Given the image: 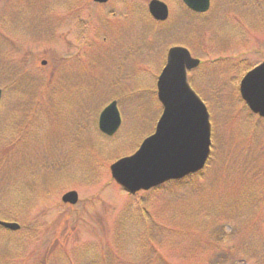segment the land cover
Instances as JSON below:
<instances>
[{
	"label": "rangeland",
	"instance_id": "rangeland-1",
	"mask_svg": "<svg viewBox=\"0 0 264 264\" xmlns=\"http://www.w3.org/2000/svg\"><path fill=\"white\" fill-rule=\"evenodd\" d=\"M122 1L132 0L0 6V220L28 225L0 229V264H264V121L239 94L264 61V0H211L203 15L161 0L164 23L151 0ZM175 46L202 62L189 81L212 113L215 154L192 181L129 207L111 165L155 132L157 81ZM113 101L122 125L108 138L98 122ZM71 191L79 202L64 207ZM218 223L233 236L215 237Z\"/></svg>",
	"mask_w": 264,
	"mask_h": 264
},
{
	"label": "water",
	"instance_id": "water-1",
	"mask_svg": "<svg viewBox=\"0 0 264 264\" xmlns=\"http://www.w3.org/2000/svg\"><path fill=\"white\" fill-rule=\"evenodd\" d=\"M106 3L109 0H94ZM191 11L203 14L210 9L211 0H183ZM150 14L157 21L169 17L168 6L153 0ZM46 64V63H44ZM200 65L183 47L168 52L167 64L158 80V98L163 115L153 136L146 139L131 157L111 166L113 179L126 191L135 194L149 190L170 180L182 179L201 171L210 156L211 124L207 107L188 82V71ZM241 96L250 110L264 118V63L250 71L241 83ZM2 91L0 90V103ZM121 126L117 103L110 104L100 115L99 128L113 136ZM63 202L75 205L79 196L75 191L63 196ZM0 227L18 231L17 223L0 221Z\"/></svg>",
	"mask_w": 264,
	"mask_h": 264
},
{
	"label": "trees",
	"instance_id": "trees-1",
	"mask_svg": "<svg viewBox=\"0 0 264 264\" xmlns=\"http://www.w3.org/2000/svg\"><path fill=\"white\" fill-rule=\"evenodd\" d=\"M16 79H17V76L15 77V75L14 76H12V83L10 84V86H12V85H14V83H15V81H16ZM7 90V89H6ZM20 138V137H19ZM213 160V159H212ZM211 160V161H212ZM193 179H195V175H193V176H189V177H187L186 179H183V180H179V181H171V182H169V183H167L166 185H171V184H178V183H181V182H183L184 180H188V181H192ZM163 187V186H162ZM162 187H160V188H162ZM160 188H158V189H160ZM138 202L139 201H136V202H133L132 204V206L134 207V208H136L139 204H138ZM138 204V205H137ZM133 208V209H134ZM2 219H5V220H7V221H16V222H18L20 219H18L17 217H14V216H12V217H10V219H8V218H2ZM18 220V221H17ZM221 223H223V220L222 221H220ZM219 226H221V229H219L218 230V227ZM28 228V225L27 224H24V223H21V230L19 231V232H17V233H12V232H10L11 234H13V235H15V234H20V233H22L21 231H25L26 229ZM0 229H2V228H0ZM3 230V229H2ZM217 232H216V235H215V237H218L219 238V240L220 241H223V240H225V239H229L230 237H232L233 236V234H232V236H229V234L227 233V231L225 230V227H224V224H217ZM237 231L239 232V229H237ZM8 232V231H7ZM233 249L234 248H230L229 249V252L230 253H232L233 252ZM132 254H134V253H132ZM151 258V257H150ZM154 260H155V258H153ZM13 260H15L14 258L13 259H7V258H4V259H2L1 260V264H25L26 262H21V261H13ZM40 264H46L45 262H43V261H41V262H39Z\"/></svg>",
	"mask_w": 264,
	"mask_h": 264
},
{
	"label": "flooded vegetation",
	"instance_id": "flooded-vegetation-1",
	"mask_svg": "<svg viewBox=\"0 0 264 264\" xmlns=\"http://www.w3.org/2000/svg\"><path fill=\"white\" fill-rule=\"evenodd\" d=\"M9 0H0V6L2 5V2H8ZM138 3L139 2V0H134V1H122V2H120L121 3V5H123V6H129V7H131L130 5V3ZM83 3L85 4V6L87 7V6H89V7H106V6H108V5H111V3H112V0H110L109 2H107L106 4H99V3H97V2H95L94 0H83ZM139 4V3H138ZM85 8V7H84Z\"/></svg>",
	"mask_w": 264,
	"mask_h": 264
}]
</instances>
